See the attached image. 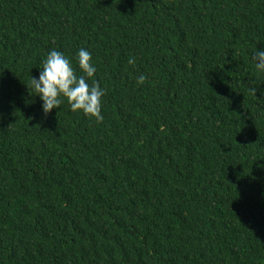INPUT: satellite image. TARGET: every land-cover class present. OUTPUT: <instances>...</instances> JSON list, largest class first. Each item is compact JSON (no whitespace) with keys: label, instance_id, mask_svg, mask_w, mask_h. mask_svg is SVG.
<instances>
[{"label":"trees","instance_id":"1","mask_svg":"<svg viewBox=\"0 0 264 264\" xmlns=\"http://www.w3.org/2000/svg\"><path fill=\"white\" fill-rule=\"evenodd\" d=\"M81 48L102 122L30 85ZM256 50L264 0H0V264H264Z\"/></svg>","mask_w":264,"mask_h":264},{"label":"clouds","instance_id":"2","mask_svg":"<svg viewBox=\"0 0 264 264\" xmlns=\"http://www.w3.org/2000/svg\"><path fill=\"white\" fill-rule=\"evenodd\" d=\"M252 59L256 69L264 72V50L254 51ZM77 61L83 72L80 76L76 75L70 59L63 52L51 50L43 62L38 78L31 76L30 85L35 95H39L45 115L54 108H59L66 100L71 111L82 112L85 116L102 122L101 108L105 89L93 78L97 69L92 63V55L81 48L77 53ZM128 63L134 65L135 58H130ZM146 79V75L141 73L137 77V84H143ZM250 92L255 95L256 88L250 87Z\"/></svg>","mask_w":264,"mask_h":264}]
</instances>
